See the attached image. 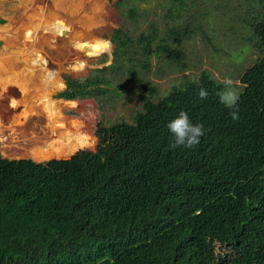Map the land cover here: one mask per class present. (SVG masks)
<instances>
[{
  "label": "trees",
  "instance_id": "1",
  "mask_svg": "<svg viewBox=\"0 0 264 264\" xmlns=\"http://www.w3.org/2000/svg\"><path fill=\"white\" fill-rule=\"evenodd\" d=\"M197 1L165 0L160 22L114 30L109 66L64 77L58 98L94 99L100 109L125 92L118 78L141 83L151 93L133 123L101 121L96 151L69 160L37 163L0 152V264H264V0L238 7L259 58L242 74L236 119L218 99L226 85L206 71L164 97L147 82L158 64L180 59L184 41L199 33L208 38L187 16ZM151 2L114 5L140 22L154 11L143 7ZM195 16L202 23L204 15ZM34 70L48 102L57 79ZM180 110L204 126L191 149L172 147L166 128ZM51 123L61 139L63 131L87 137L79 150L92 146L90 137Z\"/></svg>",
  "mask_w": 264,
  "mask_h": 264
},
{
  "label": "rangeland",
  "instance_id": "2",
  "mask_svg": "<svg viewBox=\"0 0 264 264\" xmlns=\"http://www.w3.org/2000/svg\"><path fill=\"white\" fill-rule=\"evenodd\" d=\"M161 1L152 0L143 6L154 11H148L140 22H129L115 7L117 0H0V20L4 21L0 28L10 27L11 40L27 53L19 61L24 64L21 75L28 81L24 94L20 97L14 92L16 96L10 95L12 100L1 93L5 84L0 81V114L5 115L0 116L1 155L37 163L69 160L81 151H96L95 133L101 121L106 125L133 123L137 111L143 110L142 97L151 93L134 79L118 78L117 84L123 85L125 92L114 99L109 97L104 109L94 99L69 101L58 98V94L66 88L65 76L83 78L112 63L114 46L109 42L115 29L139 24L145 30L151 23L160 22L165 0ZM99 2L101 7L95 8ZM243 3L245 0H199L196 8L188 9L192 24L202 25L208 38L201 33L194 34L180 46L179 60L158 64L146 76L160 97L175 86L197 80L204 71L239 96L244 90L242 74L259 58V51L247 40L251 32L242 18L247 13L238 9ZM195 13L204 15L199 20L202 23L195 22ZM0 45L3 48L2 42ZM38 67L43 71L41 77L57 79L54 89L48 93V102L42 94L44 84L35 78L34 68ZM229 80L231 85L227 83ZM11 105L19 108L10 109ZM6 113L15 116L8 119ZM51 121L65 124L66 130L74 135L90 137L92 146L79 150L90 143L87 137L75 138L64 131L65 139L56 136L51 131ZM74 123L81 124V128L74 127Z\"/></svg>",
  "mask_w": 264,
  "mask_h": 264
},
{
  "label": "clouds",
  "instance_id": "3",
  "mask_svg": "<svg viewBox=\"0 0 264 264\" xmlns=\"http://www.w3.org/2000/svg\"><path fill=\"white\" fill-rule=\"evenodd\" d=\"M231 85L232 81L227 82ZM200 100H204L208 96L205 88L201 87L197 93ZM219 102L226 108L230 109V116L233 119L237 118L238 99L239 96L234 89L221 90L218 93ZM166 128L171 137L172 147L191 149L199 144L200 139L204 135V126L202 123H193L189 114L180 110L178 114L170 120Z\"/></svg>",
  "mask_w": 264,
  "mask_h": 264
},
{
  "label": "bare ground",
  "instance_id": "4",
  "mask_svg": "<svg viewBox=\"0 0 264 264\" xmlns=\"http://www.w3.org/2000/svg\"><path fill=\"white\" fill-rule=\"evenodd\" d=\"M3 28H4L3 26L2 28H0V32H1L0 42H2L3 45V48H0V81H3L5 86L3 87L4 90H1V93L7 94L6 99L12 100L10 95L16 96V93H18L19 96L21 97L24 94V89L26 88L28 82L27 78H23L20 72L22 67L24 66V64L20 62L21 61L20 58L23 56V54L26 56L27 53L23 52V50H20V48H18L19 45L11 40L12 29L8 27L4 30ZM17 87H20L21 89L19 88L18 90ZM14 92L16 93L13 94ZM17 108L19 107L17 106L12 107V105L10 107V109H17ZM25 114L27 113L25 112L24 115ZM6 115L8 116V117L6 116L8 119L14 118L15 116L13 114H7V113ZM0 116L5 117L4 114H0Z\"/></svg>",
  "mask_w": 264,
  "mask_h": 264
},
{
  "label": "water",
  "instance_id": "5",
  "mask_svg": "<svg viewBox=\"0 0 264 264\" xmlns=\"http://www.w3.org/2000/svg\"><path fill=\"white\" fill-rule=\"evenodd\" d=\"M0 23H4V21H3V20H0ZM109 43H110L111 45H113L112 42H109ZM72 157H73V156H72Z\"/></svg>",
  "mask_w": 264,
  "mask_h": 264
}]
</instances>
